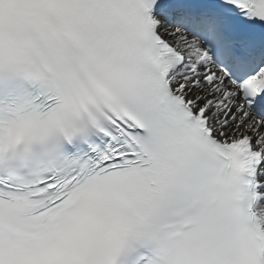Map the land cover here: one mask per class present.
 I'll use <instances>...</instances> for the list:
<instances>
[{
    "label": "snow or ice",
    "instance_id": "6c2138e0",
    "mask_svg": "<svg viewBox=\"0 0 264 264\" xmlns=\"http://www.w3.org/2000/svg\"><path fill=\"white\" fill-rule=\"evenodd\" d=\"M0 264H264V0H0Z\"/></svg>",
    "mask_w": 264,
    "mask_h": 264
}]
</instances>
